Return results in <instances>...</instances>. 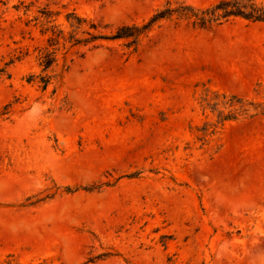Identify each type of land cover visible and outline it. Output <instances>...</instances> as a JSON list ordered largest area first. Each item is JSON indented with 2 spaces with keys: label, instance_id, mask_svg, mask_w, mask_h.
<instances>
[{
  "label": "rangeland",
  "instance_id": "obj_1",
  "mask_svg": "<svg viewBox=\"0 0 264 264\" xmlns=\"http://www.w3.org/2000/svg\"><path fill=\"white\" fill-rule=\"evenodd\" d=\"M218 1L0 0V264H264V22L69 39Z\"/></svg>",
  "mask_w": 264,
  "mask_h": 264
},
{
  "label": "trees",
  "instance_id": "obj_2",
  "mask_svg": "<svg viewBox=\"0 0 264 264\" xmlns=\"http://www.w3.org/2000/svg\"><path fill=\"white\" fill-rule=\"evenodd\" d=\"M49 12V13H46ZM43 12L46 18L51 17V11ZM174 15L179 18L190 19L195 25L201 28L212 27L213 25L221 24L228 20L230 17H243L247 20L264 22V7L259 6L255 0H219L218 2L200 9L190 5L180 4L177 7H164L158 9L152 16L145 20L143 23L123 24L119 26L116 31L110 35H101L90 33V37L80 38L76 33L70 32L69 39L72 41V46L76 45H89L99 39L119 40L124 39V45L127 48L134 47L136 51L141 37L147 35L154 27H156L162 20L170 19ZM68 20L72 27H81L85 24L86 19L76 15L74 12L68 14ZM95 25H91L93 27ZM95 28V27H94ZM64 38V29L52 30V34L48 39L49 46L53 49L45 48L40 58V65L43 70H47L51 65L56 62L57 49L53 46L59 44L60 39ZM40 82L45 89L49 83L47 76H41ZM257 113L264 114V103H258L255 107ZM258 108H261L258 111ZM248 111V108H241ZM237 117L227 115L224 120H231Z\"/></svg>",
  "mask_w": 264,
  "mask_h": 264
}]
</instances>
